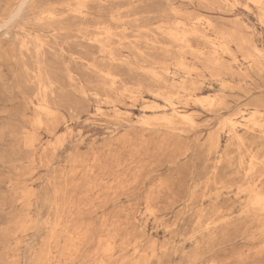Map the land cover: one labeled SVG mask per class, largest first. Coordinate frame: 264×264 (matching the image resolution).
<instances>
[{"label": "rangeland", "instance_id": "obj_1", "mask_svg": "<svg viewBox=\"0 0 264 264\" xmlns=\"http://www.w3.org/2000/svg\"><path fill=\"white\" fill-rule=\"evenodd\" d=\"M0 264H264V0H0Z\"/></svg>", "mask_w": 264, "mask_h": 264}, {"label": "bare ground", "instance_id": "obj_2", "mask_svg": "<svg viewBox=\"0 0 264 264\" xmlns=\"http://www.w3.org/2000/svg\"><path fill=\"white\" fill-rule=\"evenodd\" d=\"M19 5H21V4H19ZM19 5H18V7H19ZM18 13H19V12H18ZM18 13H17V14H18ZM16 16H17V15H16ZM13 17H14V15L11 17V19H12ZM7 25H8V24H7ZM3 26H4V24H3Z\"/></svg>", "mask_w": 264, "mask_h": 264}]
</instances>
